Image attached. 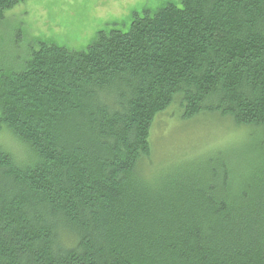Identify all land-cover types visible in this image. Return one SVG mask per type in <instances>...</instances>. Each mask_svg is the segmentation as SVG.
I'll return each instance as SVG.
<instances>
[{
	"label": "trees",
	"instance_id": "trees-1",
	"mask_svg": "<svg viewBox=\"0 0 264 264\" xmlns=\"http://www.w3.org/2000/svg\"><path fill=\"white\" fill-rule=\"evenodd\" d=\"M22 66L0 67V130L24 152L0 144V264H264V0H168ZM168 111L249 133L158 166Z\"/></svg>",
	"mask_w": 264,
	"mask_h": 264
},
{
	"label": "rangeland",
	"instance_id": "rangeland-1",
	"mask_svg": "<svg viewBox=\"0 0 264 264\" xmlns=\"http://www.w3.org/2000/svg\"><path fill=\"white\" fill-rule=\"evenodd\" d=\"M167 1L27 0L6 10L0 19V67L8 73L20 71L29 52L39 48L41 42L71 51L85 50L99 32L112 28L127 32L134 14L156 10ZM173 113L168 111L154 124L153 161L158 166L183 157L208 155L215 149L228 150L235 143L241 148V140L249 133L230 127L227 120L216 114H201L186 121ZM0 144L9 152L24 154L5 127L0 130Z\"/></svg>",
	"mask_w": 264,
	"mask_h": 264
}]
</instances>
